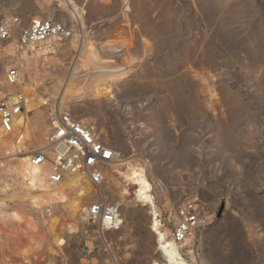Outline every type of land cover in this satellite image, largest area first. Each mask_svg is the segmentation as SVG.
Wrapping results in <instances>:
<instances>
[{"label": "rangeland", "instance_id": "374dc122", "mask_svg": "<svg viewBox=\"0 0 264 264\" xmlns=\"http://www.w3.org/2000/svg\"><path fill=\"white\" fill-rule=\"evenodd\" d=\"M12 18L0 90L44 103L28 112L25 148L0 150V264L17 260L25 241L41 242L26 264H162L148 208L121 206L106 179L77 219L10 169L42 145L59 104L98 124L115 161L143 166L155 210L199 202L208 224L177 244L184 262L264 264V0H0V23ZM37 19L70 34L20 46L19 30ZM94 201L119 204L118 230L128 231L91 226L84 210Z\"/></svg>", "mask_w": 264, "mask_h": 264}, {"label": "built area", "instance_id": "2783aa9c", "mask_svg": "<svg viewBox=\"0 0 264 264\" xmlns=\"http://www.w3.org/2000/svg\"><path fill=\"white\" fill-rule=\"evenodd\" d=\"M19 24L17 18L0 23V40L7 39ZM69 30L52 19L32 20L19 30L20 46L45 41L49 36L59 38L69 35ZM6 83L13 86L19 80L17 66L10 67L5 74ZM26 98L21 92H7L0 98V126L7 132L12 130L13 121L25 109ZM52 106V105H51ZM49 124L44 143L30 155L33 164L49 165L47 179L53 183L62 181L68 174H80L100 185L104 181L103 167L115 159L116 152L107 135L91 119L75 116L60 104L48 109ZM108 153L109 155H105ZM85 220L100 230H116L124 219L120 205L94 201L84 212ZM155 221L160 229H168L172 240L185 245L191 239L201 236L208 224L202 206L197 200L171 202L155 210Z\"/></svg>", "mask_w": 264, "mask_h": 264}, {"label": "bare ground", "instance_id": "6f19581e", "mask_svg": "<svg viewBox=\"0 0 264 264\" xmlns=\"http://www.w3.org/2000/svg\"><path fill=\"white\" fill-rule=\"evenodd\" d=\"M6 91L9 92L8 90ZM3 95V91L0 90V98ZM25 98V110L13 121L12 130L7 132L0 126V150L20 153L25 148V143L30 136L28 112L35 106L38 107L44 103V101L40 104L35 102L27 94ZM105 166L103 167V177L113 186V196L121 206L127 207L131 203L132 205L146 206L148 208L150 212V227L155 235V248L162 258V264H185L177 244L165 237L166 231L160 229L155 221V204L150 193L151 185L143 166L133 162L132 159L119 160L118 162L114 159L109 166ZM11 168L16 171L17 176L20 178V183L26 186L28 190H33L36 183L41 185L49 199L62 203L64 211L77 219H79L81 211H83L85 200L91 198L96 192L92 187L93 183L88 177L76 173L68 174L58 183L49 181L47 179V173L50 170L49 165L46 163L33 164L30 155L19 157L18 163L10 166ZM25 197L33 202L38 199L37 196ZM58 221V216L50 215L46 219V225L49 229H53ZM40 247L41 242L39 241L23 242L17 250V260L10 264H26Z\"/></svg>", "mask_w": 264, "mask_h": 264}, {"label": "crops", "instance_id": "0c3cea01", "mask_svg": "<svg viewBox=\"0 0 264 264\" xmlns=\"http://www.w3.org/2000/svg\"><path fill=\"white\" fill-rule=\"evenodd\" d=\"M3 12V11H2ZM2 14H4V12L2 13ZM124 228V227H123ZM149 228H150V231L152 232V235H153V237H155V235H154V232L152 231V229H151V227L149 226ZM120 229V228H119ZM127 228H124L123 230H118V229H116V230H111V232H116V233H118V231H119V233H121V232H126V231H128V230H126ZM106 231H110V230H106ZM128 243H131V242H128ZM124 244L126 245L127 244V242H124ZM156 247V245H155V238H154V248ZM156 249V248H155ZM185 264H187L186 262H184Z\"/></svg>", "mask_w": 264, "mask_h": 264}, {"label": "snow or ice", "instance_id": "6c2138e0", "mask_svg": "<svg viewBox=\"0 0 264 264\" xmlns=\"http://www.w3.org/2000/svg\"><path fill=\"white\" fill-rule=\"evenodd\" d=\"M105 155H109L108 153H105Z\"/></svg>", "mask_w": 264, "mask_h": 264}]
</instances>
